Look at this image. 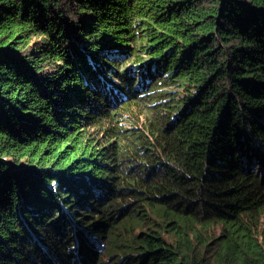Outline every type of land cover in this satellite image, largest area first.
<instances>
[{"label": "trees", "instance_id": "1", "mask_svg": "<svg viewBox=\"0 0 264 264\" xmlns=\"http://www.w3.org/2000/svg\"><path fill=\"white\" fill-rule=\"evenodd\" d=\"M107 234L117 264H264V0H0V264Z\"/></svg>", "mask_w": 264, "mask_h": 264}, {"label": "rangeland", "instance_id": "2", "mask_svg": "<svg viewBox=\"0 0 264 264\" xmlns=\"http://www.w3.org/2000/svg\"><path fill=\"white\" fill-rule=\"evenodd\" d=\"M115 201H116V199H114V198L113 199L107 198L103 202L102 205L105 208L110 209V207L112 206L111 204L114 203ZM92 212H96V211H94V210L86 211V213L88 215L85 216V218H84L85 221H88L91 218L90 214ZM122 218H123V216H120L114 224H116ZM55 222L58 223L57 221H55ZM69 224L71 225V222H69ZM73 224L75 226H77L78 223L73 222ZM62 225H65V224L62 223ZM66 227L67 226H65V227L63 226V228H66ZM121 229H122L121 226H117V227H115L113 229V231H117V230H121ZM40 230L43 233H45V230H47V239L50 242V245H48L49 246V252H48V250L43 249V247H41V244H39L40 247L38 246V248L40 250L37 251V254H40L41 252L42 253H45L46 255L48 254L50 257H52L54 259V261L58 259L57 257H62L63 258L62 260H65V257H66V258H68L70 260L71 263H74L75 262V261L72 262L71 256L69 255L71 253V252H69V250L72 247L71 241H73L74 238H75V237L73 238V235H72L74 232L71 233V230L72 229L69 230L70 233H69L68 230H65L64 231L65 232L64 234L58 235L57 233H53L52 232V229L50 228L49 223H48L46 225H43L42 226V229H40ZM82 232L85 233V230L83 229ZM86 233H89V232H86ZM100 241L101 242H98V243L96 242L95 243V244L103 245L101 248H97L96 249L97 250V253H98V255H97V261H100L99 264H117L118 256L111 249H109V247L107 246V244H109V242H110V239L108 237V234H107V236L104 235V237H101L100 236ZM49 242H46V243L49 244ZM46 243H44V244L46 245ZM67 244L70 245V249L69 250H67ZM91 246H92V241H89L88 243L85 244V248L86 249H90ZM48 255H47V258H49Z\"/></svg>", "mask_w": 264, "mask_h": 264}, {"label": "clouds", "instance_id": "3", "mask_svg": "<svg viewBox=\"0 0 264 264\" xmlns=\"http://www.w3.org/2000/svg\"><path fill=\"white\" fill-rule=\"evenodd\" d=\"M76 241H75V243L73 244V246L71 247V249H70V252H72V249H75V250H77L78 249V246H79V239H75ZM90 241H92V249H93V251L94 252H97V248H101L103 245H100V246H98L97 244H95V241H98V239L97 238H92ZM100 241V240H99ZM94 246H95V248H94ZM77 255H78V252H77ZM98 255V254H97ZM79 264H81V263H79Z\"/></svg>", "mask_w": 264, "mask_h": 264}, {"label": "water", "instance_id": "4", "mask_svg": "<svg viewBox=\"0 0 264 264\" xmlns=\"http://www.w3.org/2000/svg\"><path fill=\"white\" fill-rule=\"evenodd\" d=\"M98 246H100V244H97Z\"/></svg>", "mask_w": 264, "mask_h": 264}, {"label": "bare ground", "instance_id": "5", "mask_svg": "<svg viewBox=\"0 0 264 264\" xmlns=\"http://www.w3.org/2000/svg\"><path fill=\"white\" fill-rule=\"evenodd\" d=\"M95 243H96V241H95ZM98 243V242H97Z\"/></svg>", "mask_w": 264, "mask_h": 264}]
</instances>
